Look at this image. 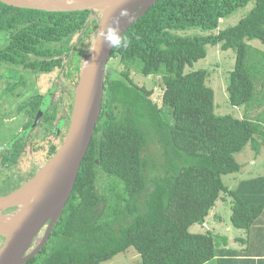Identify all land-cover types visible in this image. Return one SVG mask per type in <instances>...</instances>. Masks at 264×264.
Wrapping results in <instances>:
<instances>
[{
    "label": "trees",
    "instance_id": "obj_1",
    "mask_svg": "<svg viewBox=\"0 0 264 264\" xmlns=\"http://www.w3.org/2000/svg\"><path fill=\"white\" fill-rule=\"evenodd\" d=\"M250 3L235 26L218 31L220 20ZM99 20L96 11L0 3V71L23 72L7 84L10 98L24 91L14 100L12 117L21 119L23 139L10 144L12 158L2 154L1 164H15L25 138L37 131L45 134L44 160L60 147ZM191 28L211 33L178 35ZM124 35L130 47L113 49L110 58L124 70H106L102 110L72 194L46 245L27 264H102L130 248L139 254L138 264H209L225 249L211 233L190 229L203 225L220 199H230V222L247 234L241 240L245 254L260 251L264 264V175L234 189L222 180L241 171L235 156L245 147L255 155L264 147V50L249 44L264 47V0H158ZM207 46L234 52L228 101L255 111L252 119L216 115L208 72L185 73L206 57ZM131 70L161 78V106L151 100V90L134 83ZM28 80L37 85L31 94ZM3 188L17 186L9 181Z\"/></svg>",
    "mask_w": 264,
    "mask_h": 264
},
{
    "label": "water",
    "instance_id": "obj_2",
    "mask_svg": "<svg viewBox=\"0 0 264 264\" xmlns=\"http://www.w3.org/2000/svg\"><path fill=\"white\" fill-rule=\"evenodd\" d=\"M158 0H0L7 6L45 12L96 11L100 20L89 56L83 61L64 140L24 185L0 196V264H27L46 245L60 219L91 143L102 110L104 81L113 49L97 39L104 25L120 18L123 34ZM15 214L11 219L5 217ZM44 234L33 247L41 231Z\"/></svg>",
    "mask_w": 264,
    "mask_h": 264
},
{
    "label": "rangeland",
    "instance_id": "obj_3",
    "mask_svg": "<svg viewBox=\"0 0 264 264\" xmlns=\"http://www.w3.org/2000/svg\"><path fill=\"white\" fill-rule=\"evenodd\" d=\"M252 7L253 4L250 3L246 7L241 8L236 12H234L228 18L220 20L218 31L235 26L243 17H245L250 12ZM210 33L211 32L202 31L201 29L198 28H191L179 32L178 35L195 37V36L207 35ZM3 43L4 40L0 39V47H2ZM249 44L259 50H264V47L258 41H252ZM206 51H207L206 57L202 60L193 63L192 66H187L185 68V73H190L198 70H206L208 72V78L206 83L207 86H209L214 92V105H215L216 115L231 116L236 119H243L244 117L252 119L256 115L255 111L251 110L246 112L244 107H234L228 101V94L226 88H227L229 73L232 71L234 67V62H235L234 52L231 50L221 51L219 46L217 47L207 46ZM123 70L124 67L119 63L118 59L115 60L111 59L108 62L107 73L109 75L111 73L119 74ZM22 73L23 72L21 70H15V72L13 70L12 72L8 73L7 69H3V68H2V72L0 71V153L3 150L4 144L10 145L19 136L18 129L19 126L21 125V119L20 118L12 119L13 107L15 106L14 100L19 96L20 93L22 97V92L24 91L18 89L13 92L12 98H10V96H8V90H6V87L8 83L11 82L17 83V81H19V75H21ZM10 75H12L11 76L12 78H10ZM130 77L132 78L134 83L139 87H145L147 90H151L153 92L151 96V100L158 106H161L163 85L161 78L159 76L144 77L141 74H138L136 71L131 70ZM35 86L37 85H35L33 81L28 80V88H29L27 90L29 91L28 93L30 94L33 93L31 92L30 88L34 87L35 89ZM30 94H26V95H30ZM21 136L22 134H20V137ZM44 140H45V134H43L42 131H37V133H35V135L31 137L30 142L33 143V146L35 145L37 147L36 149L37 153L35 154L33 153V155L37 157V160L33 158L36 162L35 163L36 165L31 164L33 163L31 162L27 166L25 163V158H28V155L27 154L24 155V159H22L16 167L19 168V171L23 170L21 171V174H24L23 172L28 173L30 170H33L35 175L43 167V165L46 164L47 161L44 160L45 159ZM27 147L30 148L29 146ZM28 148L26 149L29 151L30 149ZM152 152H153L152 154L155 153L154 149L152 150ZM260 155L261 156L259 158L255 159L256 162H254L253 167L251 166L249 167L252 161L251 158L252 156H254V152L250 149V146L245 147L241 153L235 156L237 162L242 166L241 171L235 175L223 176L222 177L223 183L228 187H234L239 180L250 178L252 176V173L249 174V172L246 171L248 168H252L253 174L261 173L262 169L260 167V163L264 161V147L261 149ZM37 161L40 162L38 163ZM16 174H18L17 169H15L12 172L11 170H6V168L0 164V179H5L6 177L9 176H11L12 178H16ZM1 191L2 193H0V195L9 192L11 190L7 189L6 191V189H4ZM219 204H221V201L219 202ZM225 223H227V220H225ZM222 227L223 228L225 227L224 224H222ZM206 230L207 229L205 228L203 231ZM190 231L192 233H196L192 228L190 229ZM43 234H44V230H42L41 233L39 234L40 237L38 236V239L33 244V247L39 243ZM217 243L219 244L218 239H217ZM1 244H2V239L0 238V245ZM140 261L141 260L139 254L133 248H130L125 253H121L115 256L112 260L104 262L102 264H138L140 263Z\"/></svg>",
    "mask_w": 264,
    "mask_h": 264
},
{
    "label": "crops",
    "instance_id": "obj_4",
    "mask_svg": "<svg viewBox=\"0 0 264 264\" xmlns=\"http://www.w3.org/2000/svg\"><path fill=\"white\" fill-rule=\"evenodd\" d=\"M261 155L254 154V156H252L251 158L252 161L249 167L250 166L253 167L254 162H256L255 159L259 158ZM260 167L262 170H261V173H258V174H253L252 168H248L246 171H248L249 174L252 173V176L247 179H251V178L264 175V161L260 163ZM239 181L234 187H229V188L234 189L238 185ZM220 201H221V204H219ZM230 216H231L230 199H227V201L220 199L216 202V205L214 206V208L209 212V215L207 216L204 224L201 226L197 225V226L192 227V229L196 233H201V234L211 233L213 236L217 237V239L219 240L218 249L220 251L221 249H225L223 251L226 252V254H223L224 256L220 257L221 259L218 258L209 264H233L232 261H237V260L239 261L243 260V262L245 263L247 260H252L254 264H259L258 258L259 256H261L260 251L255 250L250 254H247V255L245 254L247 245L246 243H243L241 240H246L247 234L244 230H239L232 226L230 222ZM225 220H227V223H225ZM222 224H224L225 226L224 228L222 227ZM205 228L207 230L203 231ZM246 256H249V257H246ZM222 260H226L228 261V263L227 262L223 263L224 261Z\"/></svg>",
    "mask_w": 264,
    "mask_h": 264
},
{
    "label": "flooded vegetation",
    "instance_id": "obj_5",
    "mask_svg": "<svg viewBox=\"0 0 264 264\" xmlns=\"http://www.w3.org/2000/svg\"><path fill=\"white\" fill-rule=\"evenodd\" d=\"M37 133V132H36ZM31 135L32 134H30V136H27L26 138H25V141H24V148L20 151V155L18 156V158H17V162L15 163V164H12L11 166L9 165L8 166V164H1L2 162H3V155L5 156V155H7L9 158H12V154H13V151L11 152L10 150H11V148L9 147L10 145H8V144H4V146H3V150L1 151V153H0V164L1 165H3L5 168H6V170H11L12 172L15 170V169H17V171H18V174H16V178H12L11 176H9V177H6L5 179H0V184H3V183H7V182H9L10 181V183L11 184H16V186H17V188L16 189H18V188H20L22 185H24L27 181H29L33 176H34V171L33 170H30L28 173L27 172H23L24 174H21V171H23V170H21V171H19V168H16L17 167V165H18V163H20V161L22 160V159H24V155H28V158H25V163H26V165L28 166L31 162H33V163H31V164H35L36 162H35V160H37V157H35L34 155H33V153L35 154V153H37V150H36V146L34 145L33 146V143L32 142H30V139H31ZM33 135H35V134H33ZM53 139H54V141L56 140V134L55 133H53ZM24 137V136H23ZM22 136L20 137V136H18L17 137V139H15V141H13L12 142V145H14L15 143H19V142H21L22 141ZM27 146H29L30 148H28ZM36 147V148H35ZM26 148H28V149H30L29 151L26 149ZM3 154V155H2ZM1 156H2V158H1ZM45 156H46V154H45ZM44 156V157H45ZM35 160H34V159ZM38 163L40 162V161H37ZM36 165V164H35ZM24 178H26V180H24ZM4 189V188H3ZM16 189H14V190H16ZM13 190V191H14ZM12 192V191H11ZM11 192H7V193H5V194H2V195H0V196H4V195H7V194H9V193H11ZM2 242H3V240H2Z\"/></svg>",
    "mask_w": 264,
    "mask_h": 264
},
{
    "label": "clouds",
    "instance_id": "obj_6",
    "mask_svg": "<svg viewBox=\"0 0 264 264\" xmlns=\"http://www.w3.org/2000/svg\"><path fill=\"white\" fill-rule=\"evenodd\" d=\"M126 17H130L129 11L127 9H121L117 19L101 28L98 32L97 39L110 49H128L131 40L122 33L120 26V18Z\"/></svg>",
    "mask_w": 264,
    "mask_h": 264
},
{
    "label": "bare ground",
    "instance_id": "obj_7",
    "mask_svg": "<svg viewBox=\"0 0 264 264\" xmlns=\"http://www.w3.org/2000/svg\"><path fill=\"white\" fill-rule=\"evenodd\" d=\"M14 215H15V214H11V215L5 217V219H6V220H7V219L9 220V219H11Z\"/></svg>",
    "mask_w": 264,
    "mask_h": 264
}]
</instances>
